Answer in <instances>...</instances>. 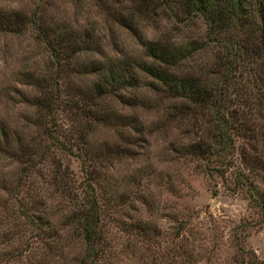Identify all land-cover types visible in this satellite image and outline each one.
<instances>
[{
    "label": "trees",
    "instance_id": "16d2710c",
    "mask_svg": "<svg viewBox=\"0 0 264 264\" xmlns=\"http://www.w3.org/2000/svg\"><path fill=\"white\" fill-rule=\"evenodd\" d=\"M35 1L29 15L0 11V32L18 34L32 28L54 71L45 78L27 75L28 85L36 89L25 99L35 110L36 136L26 144L1 123L0 152L9 158L12 154L22 162L26 176L41 177L46 185L30 193L28 205L15 201L18 208L25 207L19 210L22 216L30 215L41 237L48 240L49 254L76 245L81 249L74 257L76 264H108L110 251L102 229L105 216L97 188L109 205L115 202L114 207L122 196L113 199L114 188L93 175L98 163L116 156L123 147L92 145L89 140L98 127L126 128L142 135L149 128L160 133L167 121L180 118L178 137L168 142L170 154L199 162L209 178H225L230 169L236 172L235 190L245 191L264 218V190L255 183L256 179L264 182V0H87L94 13L85 20L88 25H116L139 48L136 56L133 51L123 55L124 50H116L121 58L112 60L101 55L105 44L92 39L94 28L76 34L64 22L60 27L47 24L39 6L43 0ZM88 53L103 61L94 58L91 64H79L93 79L75 87L72 81L82 69L75 72L70 62ZM121 90L128 91L123 99L118 97ZM112 97L124 108L158 114L153 127L143 126L135 112L115 109ZM64 114L72 117L66 129L59 122ZM65 144L79 148L84 165L88 162L85 175L91 183H86L78 199H72L73 187L60 166L42 165L53 152H71ZM131 228L137 232L132 235L136 242L147 245L149 227L139 220ZM68 232L75 236L65 237L60 244ZM186 241L178 245L170 264L191 263L193 254ZM238 245H233L234 264H263Z\"/></svg>",
    "mask_w": 264,
    "mask_h": 264
},
{
    "label": "rangeland",
    "instance_id": "374dc122",
    "mask_svg": "<svg viewBox=\"0 0 264 264\" xmlns=\"http://www.w3.org/2000/svg\"><path fill=\"white\" fill-rule=\"evenodd\" d=\"M36 4L35 0H0V11L19 10L29 15ZM39 6L47 24L60 27L64 22L70 32L76 34L94 28L92 39L105 44L100 53L106 60L120 59L116 50H124L123 55L130 51L134 56L139 55L136 41L116 25L104 28L87 24L88 16L90 19L94 16L87 0H43ZM96 57L100 56L79 55L70 62L71 68L77 72L82 69L79 64H91L94 58L103 61ZM52 64L32 28L18 34L0 32V125L3 123L13 134L18 133L26 144L36 136V128L32 126L35 110L25 103L26 97L36 93V89L28 85L27 75L45 78L54 71ZM79 71L81 73L72 81L75 87H83L93 79L84 68ZM127 94V90H121L118 97L123 99ZM111 99L115 109L126 114L135 112L143 126L153 127L158 114L124 108L118 99ZM71 119L69 114H64L59 122L66 129ZM166 125L160 133L149 128L142 135L126 128L98 127L92 132L89 140L92 145L123 147L116 156L108 155L102 160L103 164L98 163L93 175L114 188L113 199L118 194L122 196L114 207L115 202L109 205L102 190L97 188L96 198L105 216L102 229L110 251L108 264H170L175 261V251L184 240H188V249L193 254L189 264H234L236 242L239 248L253 252L264 264V218L261 211L249 203L245 191L235 190L236 172L230 169L225 178L218 175L209 178L199 162L190 163L172 156L168 142L177 139L180 118L169 120ZM65 145L71 152H53L42 165L44 168L49 165V169L60 166L73 187L72 199H78L86 183H91L85 175L88 162L84 165L81 150L75 145L73 148ZM2 154L0 152V186L3 187V190L0 188V264H76L74 257L81 252L78 246L63 247L60 253L49 254L45 245L48 240L41 237L37 224H32L30 215L22 216L19 212L25 209L18 208L19 204L29 203L28 197L34 189H46L42 188L46 185L42 184L41 177H29L28 173L26 176L21 170L22 162L12 154L11 158ZM255 181L264 190V182ZM139 220L149 227L147 245L139 244L132 237L137 232L131 225ZM69 235L75 236L73 232L66 233L60 244Z\"/></svg>",
    "mask_w": 264,
    "mask_h": 264
}]
</instances>
